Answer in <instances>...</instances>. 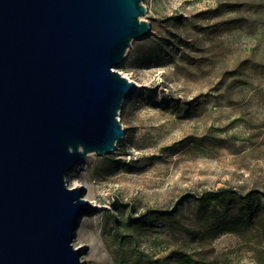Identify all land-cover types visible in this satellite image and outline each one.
<instances>
[{
  "label": "rangeland",
  "instance_id": "obj_1",
  "mask_svg": "<svg viewBox=\"0 0 264 264\" xmlns=\"http://www.w3.org/2000/svg\"><path fill=\"white\" fill-rule=\"evenodd\" d=\"M142 4L151 35L114 68L139 86L117 116L126 134L113 154L88 155L65 179L100 206L75 231L80 263L114 264L122 234L148 254L182 245L199 264H264L263 240L246 248L230 233L180 223V214L155 228L124 227L150 210L185 213L183 199L207 190L264 191V0Z\"/></svg>",
  "mask_w": 264,
  "mask_h": 264
},
{
  "label": "water",
  "instance_id": "obj_2",
  "mask_svg": "<svg viewBox=\"0 0 264 264\" xmlns=\"http://www.w3.org/2000/svg\"><path fill=\"white\" fill-rule=\"evenodd\" d=\"M142 0H0V264H81L80 218L100 209L66 175L125 136L138 91L120 66L151 35Z\"/></svg>",
  "mask_w": 264,
  "mask_h": 264
},
{
  "label": "trees",
  "instance_id": "obj_3",
  "mask_svg": "<svg viewBox=\"0 0 264 264\" xmlns=\"http://www.w3.org/2000/svg\"><path fill=\"white\" fill-rule=\"evenodd\" d=\"M194 144L199 145L200 141ZM189 201L191 204L185 213H179V208L177 212L170 214L150 210L148 214L136 218L130 216L124 227L132 230L146 226L155 228L157 226H154V223L162 221L164 217L168 216L172 221L173 217L180 214V223L195 220L209 235L230 233L239 238L246 248H249L256 238L264 241V191L249 189L242 193L230 187L207 190L196 196H186L180 208ZM112 219L116 225V218ZM186 229L190 235V229ZM129 237L117 235L113 251L114 264H199L194 254L182 245H175L164 254H148L138 248L136 241Z\"/></svg>",
  "mask_w": 264,
  "mask_h": 264
},
{
  "label": "bare ground",
  "instance_id": "obj_4",
  "mask_svg": "<svg viewBox=\"0 0 264 264\" xmlns=\"http://www.w3.org/2000/svg\"><path fill=\"white\" fill-rule=\"evenodd\" d=\"M137 87L139 88L138 84H137ZM76 187H80V186H76ZM98 207H100V206H98ZM74 246H75L76 249H81V248L84 247V245L82 244V242L76 243V244H74Z\"/></svg>",
  "mask_w": 264,
  "mask_h": 264
}]
</instances>
